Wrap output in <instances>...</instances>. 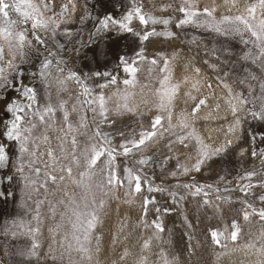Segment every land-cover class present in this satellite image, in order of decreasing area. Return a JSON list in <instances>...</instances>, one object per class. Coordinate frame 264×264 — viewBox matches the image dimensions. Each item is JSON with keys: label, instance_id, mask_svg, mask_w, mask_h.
<instances>
[{"label": "snow or ice", "instance_id": "6c2138e0", "mask_svg": "<svg viewBox=\"0 0 264 264\" xmlns=\"http://www.w3.org/2000/svg\"><path fill=\"white\" fill-rule=\"evenodd\" d=\"M147 6V0H130L120 19L99 22L96 34L115 28L135 39L116 57V74L84 73L68 67L56 40L71 35L62 25L72 20L77 0H0V169L14 168L9 182L18 183L34 205L30 220L13 221L5 230L15 238L12 229H18L30 240L14 253L21 264H179L154 243L165 228L158 206L157 218L146 219L148 205L157 204L151 193L166 194L172 205L201 197L218 213L212 193L216 201L239 203L233 218L222 217L210 231L216 264H264V167L244 173L231 188L227 176L201 184L195 175L233 146L246 131L243 124L264 123V0H181L173 27L222 38L218 48L205 51L211 61L199 52L149 54L157 43L171 47L178 34L168 27L171 16L157 17ZM236 37L243 46L239 56L231 43ZM106 55L94 52L93 59ZM124 117H135L134 124L122 125ZM250 155L264 165V150ZM222 184L224 192L240 193L237 201L220 195ZM137 197L138 222L130 226L127 215H117L109 228L106 221L117 211L112 201L134 204ZM245 225L258 227L245 232ZM140 228L152 232L140 234L132 248L125 242ZM242 234L246 238L237 244Z\"/></svg>", "mask_w": 264, "mask_h": 264}, {"label": "trees", "instance_id": "16d2710c", "mask_svg": "<svg viewBox=\"0 0 264 264\" xmlns=\"http://www.w3.org/2000/svg\"><path fill=\"white\" fill-rule=\"evenodd\" d=\"M181 0H147L148 6L145 11H151L152 14L157 17L168 18L172 17V24L176 22V18L181 14L175 12L174 9ZM130 0H79V8L77 10V18L81 25L74 28V32L79 31L74 36H68L66 42H60L64 48L60 52V55L68 62V67L74 71H82L84 73H91L94 71L99 72H113L116 74V57L120 54L129 51L128 43L135 38L130 34L119 33V37L113 34L110 30L103 31L101 34H96L95 29L99 26V22L106 16H113L115 19H120L126 11ZM169 4L172 5L167 11H158L157 9H163ZM155 5V8L152 7ZM84 16L85 19L81 22L80 17ZM134 25H139L136 21ZM170 28L172 31L178 34V39L175 43L169 46V42L165 41L163 44L157 43L149 49V54L159 50H167L168 53L172 51H183L186 55H193L199 52V56L207 58L210 61L213 59L210 55L205 57V51L210 50L213 47H219L222 38L217 37L211 33L205 32L199 29L192 28ZM151 27V25H149ZM139 27H141L139 25ZM137 27V28H139ZM156 27V26H155ZM156 29H159L156 27ZM73 32V33H74ZM195 38L199 41V47L192 44L191 41ZM232 45H235L233 51L236 56L241 55V48L243 47L237 41L236 38L232 39ZM83 45V47H82ZM53 51L56 48L50 44ZM128 47V48H127ZM76 49H79V53H76ZM103 51L107 53L106 56H99V62L97 63L93 59V53H99ZM85 55L87 58L85 59ZM200 61L198 60V63ZM235 62V58H234ZM88 67H91L90 69ZM240 65L236 64V69L239 70ZM208 74H211L210 68L204 69ZM257 75L259 71L257 70ZM144 76L146 73L140 74L141 82H144ZM236 77V73H233V78ZM92 83V81H89ZM107 91V90H106ZM55 95L53 96V98ZM135 117H124L120 119L122 125L134 124ZM243 129L239 138L233 144L229 150L222 156L216 158L215 162H209V165L205 166V170L201 173H197L196 180L201 184H214L218 175L227 176V180L232 183H228V187H233L234 183L240 182V177L244 173L252 171L253 169L259 170L264 165H261L258 158H253L250 153L253 149L257 152L264 150V140L261 137L264 136V123L258 121L249 120L246 124L242 125ZM255 137L253 141L251 138ZM13 164H15V156L12 157ZM174 163V161L170 162ZM159 171V169H157ZM158 183V182H157ZM170 183L174 184L175 181ZM224 185H221L220 195L222 197L231 196L233 201H237L240 193L236 192H224ZM156 199V205H148L147 220L151 221L156 219V215L153 212L154 207H160L162 209L159 214V220L165 228L163 233H160L161 240L154 242L158 249L165 250L170 256H175L179 264H216L214 255V249L216 246L211 242L210 231L213 227H219L221 219L225 221L230 220L236 215L237 210L240 208L239 203L226 204L222 201L215 200V193L210 194L209 199L215 204L220 206V213L216 208L211 205H203L201 203V197H188L187 200L181 202L179 205H172L166 194L151 193L149 194ZM123 200L124 198L121 197ZM142 199L136 198L134 204H123L117 201H112V207L117 209L109 220L106 221L109 228H114L117 215L121 217L127 215L129 217V225L138 222V216L140 215V206ZM256 206L259 207L258 202ZM171 207V212H164V208ZM187 216L188 220L185 221L184 217ZM47 226L51 221H46ZM192 226L189 227L188 224ZM45 225V237H47V226ZM258 225H245V232L256 231ZM152 229L147 230L140 228L133 232V236L125 243L130 247H135V240L139 238L140 234H151ZM244 234H242L237 244L243 243L245 240ZM111 240V233L107 231L104 237V244L107 246ZM12 238L9 235H3L0 240V262L2 264H21V257L14 255L18 250L26 248L30 243L20 242L11 244ZM50 241L45 239V248ZM229 247L232 245L229 243ZM118 250L119 246H118ZM190 253H194L190 256ZM114 256L113 254H110ZM237 257H233L235 261Z\"/></svg>", "mask_w": 264, "mask_h": 264}, {"label": "rangeland", "instance_id": "374dc122", "mask_svg": "<svg viewBox=\"0 0 264 264\" xmlns=\"http://www.w3.org/2000/svg\"><path fill=\"white\" fill-rule=\"evenodd\" d=\"M73 19H74V17L68 23L69 25H67V24L62 25V28H67L69 30L70 29L69 27L71 26V24H73L72 23ZM75 23L77 26L80 25V22H75ZM159 26H161V25H159ZM188 28H191V27H188ZM163 30H164V26H163V28H161V30H158V31H163ZM71 31H72V29L70 30V32ZM79 31H81V30H78L74 33L72 32L71 36H74ZM68 36L69 35H64V34L60 35V37L63 39L61 42L65 43L66 39L67 38L69 39ZM119 36L120 35H117V37H119ZM58 38H59V35L56 37L57 41H59ZM236 39L239 41L238 37H236ZM69 40H71V39H69ZM131 43H132V41L129 42V45ZM88 68L90 69L91 67H88ZM119 76H120V78H123L124 74H123L122 70L119 71ZM53 99H55V97ZM0 129H2V128H0ZM8 172H9V169H7V168L0 169V192L6 191V193H7L6 196H0V234H1V236H3L5 234L6 229L10 228L13 221L19 222L21 219H23L24 221L30 220L31 214H32L30 209L34 206L32 201L28 200L27 195L21 191L20 185L18 183H12L11 186H9L10 182H9V178H8V174H9ZM11 172L13 175L14 168ZM16 186H17V188H16ZM12 187H14L16 189H11ZM35 198L36 197L33 195V199H35ZM46 224H47V222H46ZM12 231H16L17 235L15 238H13L11 235V231L8 232L7 235L11 236V238H12L11 244L16 245L15 243H17V245H18V242H20L22 244H26L24 242H27V241L30 243V240L25 235L20 233V231L18 229H12Z\"/></svg>", "mask_w": 264, "mask_h": 264}]
</instances>
